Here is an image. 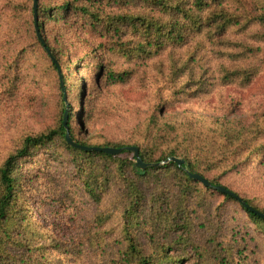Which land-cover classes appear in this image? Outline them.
<instances>
[{"label": "trees", "instance_id": "obj_1", "mask_svg": "<svg viewBox=\"0 0 264 264\" xmlns=\"http://www.w3.org/2000/svg\"><path fill=\"white\" fill-rule=\"evenodd\" d=\"M32 5L33 0H5L0 9L1 93L14 96L24 78L35 85L46 80L43 89L54 82L58 92L51 123L22 135L0 160V264H72V254L78 259L83 254L85 247L48 234L27 203L30 177L19 178L18 171L32 158L47 155L67 159L81 190L99 209L93 219L96 229L82 239L95 252V264H241L236 241L224 236V209L232 206L245 213L263 234L264 220L237 199L190 179L186 171L264 214L259 201L206 175L214 171L219 154L238 164L241 151L233 141L242 139L243 131L215 122L205 136L217 153L208 155L199 144L190 150L194 128L185 131L172 120L161 121L164 111L159 115L156 106L129 139L81 137L71 96L82 90L76 81L86 61L96 81L138 90L156 85L177 103L220 87L245 89L264 70V0H37L41 37L63 76L70 137L84 147H136L145 164L169 157L184 161L181 167L169 162L144 170L134 167L128 150L113 156L66 142L63 94L56 67L36 37ZM72 34H85L96 45L66 61L61 38ZM37 71L44 75H34ZM262 153L264 148L252 153L260 164Z\"/></svg>", "mask_w": 264, "mask_h": 264}, {"label": "rangeland", "instance_id": "obj_2", "mask_svg": "<svg viewBox=\"0 0 264 264\" xmlns=\"http://www.w3.org/2000/svg\"><path fill=\"white\" fill-rule=\"evenodd\" d=\"M4 5L5 0H0V9ZM61 43H64L66 61L79 59L90 46L96 45V41L85 34L65 36ZM3 52L4 48H0V54ZM29 57L33 60V56ZM87 63L77 75L76 83L82 85V90L78 95L73 94L75 98L71 96L73 120L79 136L102 137L107 141L129 139L155 113L156 106H160L159 115L164 111L159 116L161 121L172 120L185 131L194 128L196 134L191 135L194 140L190 141V150L198 148L199 144L208 155L214 156L217 151L206 141V128L213 130L215 122H225L243 131L242 139L233 141V146L241 151L240 160L234 165L223 154L214 156L217 166L206 175L209 179L218 178L220 183L242 197L264 205V160L260 164L258 156L252 155L257 149L264 148V70L245 89L220 87L205 97L183 99L177 103L156 85L138 90L129 85H111L105 79L96 81V73L91 72ZM2 69L0 64V160L22 135L37 132L51 123L58 92L54 82H50L49 89H43L46 80L35 85L30 78H24L17 93L7 97L1 93L4 86ZM29 72H33L31 67ZM34 75L41 77L44 73L37 71ZM18 174L19 178L30 177L25 183V195L33 216L38 217V224L58 242L85 247L80 259L71 255L72 264H95V252L84 246L86 243L82 239L96 229L93 219L99 209L81 190L73 166L66 158L47 155L32 158ZM224 210V236L236 241L243 255L241 264H264V234L245 213L232 206Z\"/></svg>", "mask_w": 264, "mask_h": 264}, {"label": "water", "instance_id": "obj_3", "mask_svg": "<svg viewBox=\"0 0 264 264\" xmlns=\"http://www.w3.org/2000/svg\"><path fill=\"white\" fill-rule=\"evenodd\" d=\"M32 9H33V24H34V31L36 34L37 39L39 40L40 44L42 45V47L44 48L45 52L48 54L49 58L51 59L52 63L54 64V66L56 67V71L58 74V78H59V84H60V89L62 91L63 94V100L65 103V111H64V117H63V127L66 130L65 133V140L66 142L72 146L75 149L78 150H83V151H95V152H100V153H104L106 155H119L123 150H128L130 152H132L134 158H135V168H138L140 170H144L147 167H157V166H161L164 164H167L169 162L175 163L177 166L181 167L184 164V161L176 158V157H169L167 158L164 162L161 163H157V164H145L143 163V161L141 160L140 156H139V151L136 147H127V148H120V149H115V148H111V147H84L81 145L76 144L72 138L69 135V132L67 130V119H68V104L66 101V94H65V90H64V85H63V76L61 73V69L59 67V64L57 62V60L53 57V55L51 54L50 49L45 45L43 38L41 37L40 31H39V26H38V17H37V0H33V5H32ZM187 175L189 176L190 179L194 180V181H198L200 183H202L204 186L206 187H211L217 191H220L224 194H227L235 199H237L241 205L249 210L250 212H253L255 215H257L258 217L262 218L264 220V214L255 211L253 208H251L250 206H248L247 204H245L241 199H239L236 195H234L232 192L226 190L225 188H223L222 186H211V184L203 177H201L198 174H191L190 172L186 171Z\"/></svg>", "mask_w": 264, "mask_h": 264}]
</instances>
